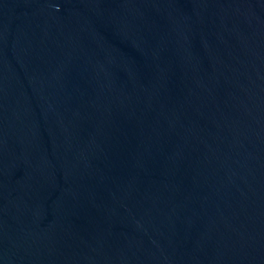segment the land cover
<instances>
[{"label":"water","instance_id":"water-1","mask_svg":"<svg viewBox=\"0 0 264 264\" xmlns=\"http://www.w3.org/2000/svg\"><path fill=\"white\" fill-rule=\"evenodd\" d=\"M0 264H264V0H0Z\"/></svg>","mask_w":264,"mask_h":264}]
</instances>
